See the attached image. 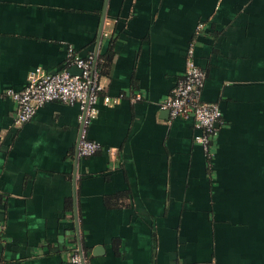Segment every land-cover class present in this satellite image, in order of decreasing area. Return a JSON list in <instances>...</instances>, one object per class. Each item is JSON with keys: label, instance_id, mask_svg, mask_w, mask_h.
I'll list each match as a JSON object with an SVG mask.
<instances>
[{"label": "crops", "instance_id": "obj_1", "mask_svg": "<svg viewBox=\"0 0 264 264\" xmlns=\"http://www.w3.org/2000/svg\"><path fill=\"white\" fill-rule=\"evenodd\" d=\"M91 54L102 93L14 125L36 68ZM217 103L208 158L193 117L162 108L187 51ZM264 264V0H0V264Z\"/></svg>", "mask_w": 264, "mask_h": 264}, {"label": "built area", "instance_id": "obj_2", "mask_svg": "<svg viewBox=\"0 0 264 264\" xmlns=\"http://www.w3.org/2000/svg\"><path fill=\"white\" fill-rule=\"evenodd\" d=\"M67 57L80 72L72 74L67 69L46 73L36 68L28 75L26 85L20 90L7 89L5 94L16 104L14 125L19 126L28 121L36 110L50 101L66 104H77L79 107V136L77 155L87 157L96 153L100 144L87 136V127L97 114V103L102 99L104 104L117 102L102 93L99 74L95 69V61L91 54L79 56L68 46ZM205 74L196 65L192 48L187 51L185 70L177 80L171 94L163 101L162 108L167 109L171 117L192 116L199 133L196 142L202 146L208 158L212 137L216 133V123L221 120V111L217 103L204 102L200 99ZM84 256L74 251L67 264H82Z\"/></svg>", "mask_w": 264, "mask_h": 264}, {"label": "water", "instance_id": "obj_3", "mask_svg": "<svg viewBox=\"0 0 264 264\" xmlns=\"http://www.w3.org/2000/svg\"><path fill=\"white\" fill-rule=\"evenodd\" d=\"M74 74V73H73ZM82 264H84V262H82Z\"/></svg>", "mask_w": 264, "mask_h": 264}]
</instances>
